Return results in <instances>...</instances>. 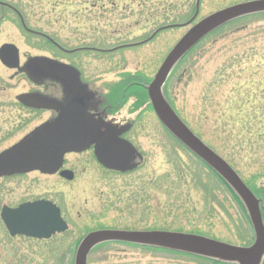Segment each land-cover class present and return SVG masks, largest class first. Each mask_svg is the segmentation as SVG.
<instances>
[{"label":"rangeland","instance_id":"rangeland-1","mask_svg":"<svg viewBox=\"0 0 264 264\" xmlns=\"http://www.w3.org/2000/svg\"><path fill=\"white\" fill-rule=\"evenodd\" d=\"M10 1L24 11L38 32L63 40L74 34L75 40L70 44L74 47L97 45L101 36L106 49L139 44L160 28L186 23L196 3V0ZM251 1L255 0H202L203 13ZM10 31L13 30L6 27L8 34ZM185 33L170 29L143 46L122 50L104 60L92 54L87 69L96 77L104 76L106 81L137 78L143 87H148ZM0 40L7 39L3 35ZM16 41L23 44L22 38ZM47 46L45 41L38 42V55H46ZM165 91L186 125L264 201V14L233 21L206 38L174 70ZM147 102L143 97L122 99L119 116L123 122L135 123L137 141L147 151L143 168L130 176H108L103 181L100 175H94L91 185L87 184L89 169H81L72 183L55 185L53 180H47V184L53 183L47 190L59 192L57 202L68 212L72 228L50 242H38V259L23 256L8 264H74L75 258L62 256L65 242L78 247L77 240L99 223L138 229H150L153 223L155 231L195 234L242 247L254 243V231L236 196L171 135L163 134ZM34 177L29 176L27 181ZM30 193H34L33 189ZM2 256L0 264H5ZM88 264L201 263L169 254L167 250L107 243L93 249Z\"/></svg>","mask_w":264,"mask_h":264},{"label":"flooded vegetation","instance_id":"flooded-vegetation-1","mask_svg":"<svg viewBox=\"0 0 264 264\" xmlns=\"http://www.w3.org/2000/svg\"><path fill=\"white\" fill-rule=\"evenodd\" d=\"M202 3L201 0L198 7L196 0L195 8L190 12L191 18L186 23L160 28L154 33L155 36L151 35L154 36L152 40L170 29H180L185 33L197 22L213 14L203 13ZM8 26L13 30L9 32L10 35L6 32ZM3 35L7 40H0V154L20 144L43 126L53 125L63 118L79 130L76 133L77 144L65 154L56 173L49 175L36 170L0 176V236L3 239L0 254L4 255L2 257L5 258V264H8V261L23 256L38 259V242H50L66 235L72 228L68 212L57 202L59 192H54L52 188L47 190L53 184H47V180H53L55 185L58 182L72 183L78 178L81 169H89L87 174L90 179L87 184L91 185L94 175H100L103 181L108 176H130L143 168L147 151L137 141L135 123L123 122L119 116L122 112V99L143 97L146 100L147 90L136 81L137 78L118 77L106 81L104 76L96 77L87 69L90 55L104 60L122 50L132 49H120L131 45L106 49L102 46L103 37L100 36L97 38V45L71 46L75 40L74 34L63 40L58 36L50 37L38 32V27L32 25L24 11L10 0H0V39ZM17 38H22L23 44L18 43ZM40 41L48 43L44 52L46 55H38ZM146 41L149 39H145L143 43ZM146 105L149 106L150 103L147 102ZM160 127L163 134L170 135L162 125ZM107 142L113 146L116 158L106 156ZM99 157L104 158L112 168L105 166ZM120 160L122 162L118 163ZM32 175L35 177L27 181ZM32 189L34 193L31 194ZM39 189H42L40 193ZM72 195L71 190L70 201ZM33 204H46L58 209L67 230L48 240L21 234L12 235L9 226L16 227L22 222L15 212ZM261 212L264 222L263 202ZM152 220L150 217V221ZM148 228L150 229L106 226L99 223L97 227L84 233L77 244L93 232L155 231L153 223ZM65 244L62 256L75 258V244ZM148 250L161 251L154 248ZM92 252L93 250L90 254ZM167 252L193 258L201 264H226L186 253Z\"/></svg>","mask_w":264,"mask_h":264},{"label":"water","instance_id":"water-1","mask_svg":"<svg viewBox=\"0 0 264 264\" xmlns=\"http://www.w3.org/2000/svg\"><path fill=\"white\" fill-rule=\"evenodd\" d=\"M260 13H264V0L239 4L203 19L176 44L147 88L153 110L162 125L182 145L217 173L239 197L255 232L253 245L239 247L183 233L100 231L89 234L83 239L77 250L74 264H87L91 250L108 242L164 248L232 264L263 263L264 223L260 202L236 171L184 124L163 94V87L174 68L201 40L229 22ZM78 132L79 130L73 128L65 118L53 125L43 126L42 129L20 144L0 154V176L29 173L36 170L43 174L56 173L61 166L64 155L77 144L76 133ZM111 146L110 143L107 144L106 156L109 158L115 156L116 158L117 154L114 153L113 146ZM99 159L105 166L112 168L110 164L104 161V158L99 157ZM121 162L120 160L118 163ZM15 214L22 222L16 227L9 226L12 235L21 234L47 240L56 233L67 230L59 210L46 204L28 205Z\"/></svg>","mask_w":264,"mask_h":264},{"label":"trees","instance_id":"trees-1","mask_svg":"<svg viewBox=\"0 0 264 264\" xmlns=\"http://www.w3.org/2000/svg\"><path fill=\"white\" fill-rule=\"evenodd\" d=\"M196 48H197V47H195V49H196ZM195 49H193L192 51H194ZM192 51H191V52H192ZM191 52H190V53H191ZM187 57H188V56H187ZM187 57H185V58L183 59L182 62H184V61L186 60ZM182 62H181V63H182ZM181 63H180V64H181ZM222 182H223V181H222ZM223 183H224V182H223ZM224 184H225V183H224ZM236 198H237V197H236ZM237 199H238V198H237ZM238 200H239V199H238ZM239 202H240V201H239ZM240 204H241V202H240ZM241 206H242V204H241ZM242 207H243V206H242ZM243 209H244V208H243Z\"/></svg>","mask_w":264,"mask_h":264}]
</instances>
